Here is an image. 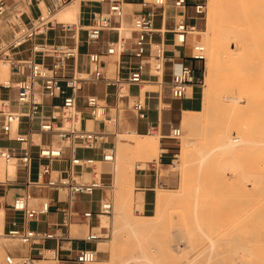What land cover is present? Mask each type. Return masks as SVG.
Segmentation results:
<instances>
[{
  "label": "built area",
  "instance_id": "obj_1",
  "mask_svg": "<svg viewBox=\"0 0 264 264\" xmlns=\"http://www.w3.org/2000/svg\"><path fill=\"white\" fill-rule=\"evenodd\" d=\"M42 1L0 0V20L6 22L11 30L9 41L0 39V60L4 66L10 63V74L0 81V91L16 93L14 99L0 96V134L19 144L16 148L0 147V161L23 168L27 177L35 166L33 187L56 192L58 199L61 194L66 197V226L74 221L75 215L89 224L97 222V229L93 227L84 240L98 244L111 236L110 229L101 226L100 218L114 215L113 203L101 199L98 214L92 211L76 214L72 212V202L78 197L94 196L105 189L102 181L104 173L98 172L97 165H113L116 161V146L109 139L119 131L121 108L116 106L111 112L107 103L110 97L108 92L104 99L96 94H88L84 104H81L79 94L86 85L102 84L107 88H116V100H129L125 89L141 87L146 73L152 79L153 71L161 72L163 78L166 65L170 62L173 64L171 79L164 87L174 100L188 98L192 89L200 86V80L191 66L168 59L163 37L165 33L157 30L156 20L160 17L164 25L170 14H174L171 18L174 22L171 31L173 45L184 47L194 29L187 23V12L192 9L196 19H203L207 12V1L143 0L132 17V27L133 32L147 35L148 40L139 39L130 55H126L125 45L121 41L109 43L106 55L117 57L113 76L105 71L103 54H87L89 68L82 71L78 66L81 56L79 42L60 45L45 40L48 32L58 25L62 30H71L72 26L57 23L55 17L73 0H59L57 6L52 5L36 18L27 19L26 8L33 5L39 7ZM95 3L107 6V9L90 13L91 23L86 29L88 45L100 42L104 32L118 31L113 20H118L121 25L126 15L125 0H95ZM155 34L161 35L160 42L154 41ZM27 45L30 59H14V54ZM145 47H148V52ZM205 53L201 43H193L192 60L206 62ZM124 58L128 60L124 61ZM65 81L72 84L65 86ZM68 88H71L70 92ZM128 109L137 114L140 120L148 119L144 98L129 100ZM95 124L101 125V129L95 130ZM22 128L26 131H22ZM181 136V128H172L169 138L179 140ZM80 151H100L101 158L80 154ZM159 187L163 188L162 185ZM30 200L31 195L19 196L14 200L9 211L22 214L24 227H18L13 220L6 236L26 246H42L46 241H56L61 246V235L25 226L26 222L37 221L40 216L49 214L52 207L50 198L42 200L39 208L31 207ZM0 210L4 211L1 202ZM46 252L59 264H90L98 258L97 250L91 249H83L68 260L61 259L57 249ZM42 257L45 258L44 255ZM28 260L23 264H29ZM14 261L13 255L6 257L7 264Z\"/></svg>",
  "mask_w": 264,
  "mask_h": 264
},
{
  "label": "bare ground",
  "instance_id": "obj_2",
  "mask_svg": "<svg viewBox=\"0 0 264 264\" xmlns=\"http://www.w3.org/2000/svg\"><path fill=\"white\" fill-rule=\"evenodd\" d=\"M79 5H80V2L77 1V2H74L68 5L66 8L62 9L57 16L58 21L61 23H65V24H78L79 7H80ZM193 33L200 34L203 36L202 45L205 48V51H206L205 54L208 53V60H209L207 71H206V76H205V90L203 93L204 112L208 114L211 111L210 114H213V113L215 114L216 112L215 107L217 104L219 106V107H216L217 113L219 112L220 116L224 115V117L222 116L223 119L226 117V113L225 114L220 113L223 110L228 111L229 109L228 111L229 113L232 111L236 112V114L233 113L234 116L232 115L233 119L234 118L236 119V120L234 119L235 121L233 119H230L232 121L228 119L229 117L231 118V116H229L230 114L228 115V112H227V115L229 117L225 118V120L228 119L229 122L235 123V127H234L235 130L232 128V126L231 127L227 126L230 123L223 121L222 117L220 121H218L219 116L217 117L215 116L217 120L215 122L216 126H213V125L206 126L208 127V129L209 127H212L210 128V132L212 129H213V132L209 134L208 137L206 136L208 139L207 142H210V143L206 147L203 146V151H202L203 153L201 157L195 160V163H198L200 167L201 166L203 167L204 172L202 173L205 175V176L202 175L203 177L200 176L201 179L204 180V182L202 180L196 182L195 192L201 193V191H203L202 189H206L207 186H209L208 187L209 189L207 188L208 190H211V188L212 190H215L216 188L214 187L215 184H219V186L224 185L227 187V183H229V181H231L232 179L233 180L235 179L234 185H236L235 183L237 180L239 181V182L237 181L239 191L242 188L241 187L239 189V186H244L245 189L246 187L248 189L249 186H252L255 188L257 187L256 190H258L259 192V193L256 192L255 195L261 194L259 189L264 187V0H212L210 13H209V21H208L206 32L195 30L193 31ZM206 47L208 48V52H207ZM145 83L146 85L149 86V90H146V89L142 90V98H145L144 94L145 92L147 93V91H155V92L162 91L163 81L161 78V72H159V79L157 80V82H152V83L145 82ZM64 85L69 86L71 85V82L65 81ZM67 90L70 92L71 88H68ZM212 106L214 107V110H215L214 112H212L213 110ZM218 108H220L222 111H219ZM230 109L232 111H230ZM195 113H199V112H193L190 110H186L184 111V117L182 119L183 128L186 132V134L183 136L185 143L183 142L184 146L180 154L181 155L180 157L182 158L183 163L189 160L188 156H190V153H191L190 148L194 145V142H195V140H193L191 137L186 136L188 135L187 132H189L192 135L193 132L198 130L201 124L200 120L195 118L192 115V114L195 115ZM219 114H216V115H219ZM205 118H206V115H205ZM217 122L221 124L217 125ZM223 122H224V125H222ZM234 132H236V134H233ZM246 133H249L250 135L248 134L246 135ZM204 134H206V132ZM158 136L155 139H151L150 141L145 142L141 139L145 138L146 136L139 135L134 131H123L122 134H119V135L117 134L118 138L116 139V142H115L116 161L113 165H111L113 169V175H114V180H113L115 184L114 190H115V193L119 196V200H120V210L119 212L116 213L117 215H116V221H115V227L117 228V231L121 230V228H123V225L126 223L133 225L131 214H127L126 216V213H125L126 206L131 203L130 201L132 197V193L127 188V182L131 180V178L133 177L135 178L137 170L145 169V164H139L137 169L133 167L135 165H131L132 160L129 158V152H138V153L144 154L146 158L153 157L157 159L156 154L158 155L161 152L160 137ZM247 140H249V142ZM259 154L261 156H259ZM10 166L11 167L9 169V175L12 177L15 174V168H13L12 166H15V165H10ZM202 173H198V179L200 178L199 174H202ZM228 174H230V176H228ZM5 176L6 175L4 174V172L0 170V182H6ZM183 178H184V175H183ZM188 178L186 177V180ZM193 178L195 180L197 179L195 177ZM195 180H192V181L195 182ZM188 181H185V184L183 182L184 186L187 187L189 183L186 184V182ZM201 182L203 183L201 184ZM234 185L232 181L230 182V185H228V187H231V189H229L230 193H231V190L233 191L232 187ZM201 187H204V188L201 189ZM185 189L183 190L184 193H185ZM218 190L219 188H217V191ZM223 190L225 189L222 188V192L224 193ZM229 190L226 191L228 192L227 194H230ZM204 191L206 194V190ZM204 191L201 194L204 195ZM215 191H212V192L214 193ZM226 192H225V195H226ZM262 192L264 191L262 190ZM213 193H210L211 196ZM218 193L223 194L220 192H217L216 194ZM207 194L206 196L205 195L204 196L208 197ZM193 195H191V197L189 195L188 197L191 198L192 200L195 199L196 202L200 201L199 199L200 196L198 197L196 196L197 195L196 194L195 195L196 198L193 199L192 197ZM242 195L244 194L242 193ZM263 195L264 193H262V196ZM218 196L223 197V195L222 196L218 195ZM220 197H217L216 198L217 200H213V202L214 201L220 202V199L222 201L224 197L223 198H220ZM141 198L142 199L140 201L143 202L144 197H141ZM229 198H232V197H229ZM184 199H185V196H184ZM191 199H188L187 201H190ZM202 199H203L201 201L202 203L199 202V205L198 203H196L198 207H201V206L205 207L202 204L208 206L207 204H209V201H210L209 198L208 199L206 198V200L208 201L207 203H206V200H204L205 198H202ZM259 199L263 203L264 199L261 196L260 198H258V200ZM195 200L193 202H195ZM168 202H169V198L167 196L160 194L156 200L157 212L160 214L163 213L165 206L167 205ZM191 202L192 201H190V206L193 208L192 209L188 208L190 209V211L187 210L189 213L188 214L189 220L193 221L192 222L193 225L191 227L197 228L199 226V228L200 227L202 228L203 224L206 221H208L207 219L211 218L210 217L211 214L207 210V209H210V207L209 208L207 207L198 208L197 206H192L193 202L192 204ZM244 202L246 203L249 201H244ZM260 202L259 204L261 206ZM210 204L209 206H211ZM113 205H115V203H113ZM186 205L188 207V202H185V206ZM214 206H216L214 210L213 208H211L213 210V213L215 209L218 210L219 208L217 205H214ZM195 207L196 209L194 210ZM184 208L185 207H183V209ZM262 208H264V206H262ZM198 209H201V210H198ZM217 210L215 212H218V211L220 212V209L218 211ZM229 212H230V209H229ZM218 213H217V216H219ZM114 214H115V206H114ZM201 216L207 217V218H204L205 221L201 220V218L203 219V217ZM220 223H219V227L221 224H223V223L221 224ZM3 224H4V211L1 210L0 211V237L5 236L3 233V226H4ZM104 224H107V222L103 218L101 221V226L103 227ZM216 224H218V222ZM150 227H152V225H150ZM262 229L260 233L261 242L259 244V248L263 250V253L262 254L260 253L261 255H255V253L253 252V249H255L256 247L255 248H253L252 246L249 247L248 244H242V245L239 244L237 253L238 255H240L239 257L242 259L241 261L242 264H264V229H263V232H262ZM223 233H224L223 230H217V229L214 231L212 230L211 232H203V237L200 239H203L202 241L207 240L208 242L204 243L202 246L193 247L189 245L188 241L191 239V237H195L197 235L196 229L185 230L184 228H180V229L174 230L171 233L172 235L171 238L173 239L172 242L175 241V243L171 245V247L169 248V251L171 253H175L179 255L185 254V253L189 254V253H192L193 251L198 252V253L207 252L214 247V244L216 241H218L223 235H225V233L224 234ZM82 234H83L82 228H80L79 226L75 224L70 226V236L71 237L81 238ZM136 234L139 235V237L141 238L140 240L142 242H149V243L151 242L150 240L151 238L148 235L143 236L142 235L143 232L141 230L137 229ZM144 234H147V233H144ZM230 242L232 241L230 240ZM0 245H1V242H0ZM149 246L150 245H148V247ZM100 250L101 251L103 250L102 247H100ZM152 250L150 251L149 249L150 251L149 253L152 252L151 253L152 256L153 255L155 256V257L153 256L154 259L156 258V256L157 257L160 256V255L158 256L156 254H153L156 251H158L156 253L161 254L159 252L160 250H158L156 247L153 248ZM233 250L235 251L236 249H233ZM220 251H218L217 253H219ZM232 253L235 254L234 252ZM257 254L259 253L257 252ZM148 256H150V254ZM254 258H257L256 263H253L254 260L253 262H249V260L254 259ZM14 259L15 261L13 264H18V259L17 258H14ZM36 263H29V264H36ZM90 264H101V263L96 260L95 262L90 263ZM187 264H190V262H187Z\"/></svg>",
  "mask_w": 264,
  "mask_h": 264
},
{
  "label": "rangeland",
  "instance_id": "obj_3",
  "mask_svg": "<svg viewBox=\"0 0 264 264\" xmlns=\"http://www.w3.org/2000/svg\"><path fill=\"white\" fill-rule=\"evenodd\" d=\"M77 1H80V0H76L74 2H77ZM148 1H152V0H148ZM206 1H207L206 16H204V18L201 19V21L197 23V27H201L200 29H198V31H201V32H206V30H207V25H208V21H209V13H210V8H211V4H212V0H206ZM74 2H72V3H74ZM127 8H128V10H132L134 7L133 6H127ZM190 12L193 14L192 10ZM58 14H59V12H58ZM58 14L55 17V19L57 21H58V17H57ZM156 22H157L156 26H159L160 25L159 19H157ZM193 24H195V22H193ZM72 25L73 24H67V26H72ZM122 34H123V36H122L123 37L122 38L123 43L130 41L131 38L133 39V42H138L140 39V36H141L140 34L133 32L131 20H129L128 18H125V20H124V30H122ZM192 36L195 37L194 43L199 42V43L203 44L202 43L203 42L202 41V37H203L202 35L192 33ZM145 39L147 40L148 36H145ZM155 40H159V36H155ZM90 48L92 50H97L98 45L94 44ZM207 52H208V48H207ZM206 56H207L206 62L202 63L203 77L201 78V80L199 82L200 86L194 88V92H191L189 94L188 98H186L185 100L179 101L175 104V106L177 108H179V107L185 108L186 107L187 110H190L193 112H199V113H195V115L192 114L195 118L199 119L201 122L198 130L193 132L192 135L189 132H187L188 135H186L187 137H191L193 140H195L194 145L190 148L191 153L189 152L190 153V156H188L189 160L183 163L182 162L183 160L180 157L181 156L180 154L182 152V148H183L184 143H185L183 136L186 134V132L183 128V123H182V119L184 117V112L179 113L177 108L174 110H170L169 107H166L167 105L162 103L161 108L163 110H165V120H166L165 126H166L167 130L171 131L172 128H181L182 136L179 140H170L173 143H175L177 146V156L174 157L172 164L170 166H168L166 169H164V174H167V185L164 186L163 188L159 187L155 191L151 192V195H149V203L150 204L147 205L146 208L144 206L145 202L140 201L142 199L141 197H143V194L140 193L141 191L136 189L135 178L133 177V178H131V180H129L127 182V188L132 193V197H131V201H130L131 203L126 206L125 213H126V216H127V214H131V217L133 220V225L126 223L123 225V228H121V230L117 231V228L115 227V221H116V215H117L116 213L119 212V210H120V200H119V196L115 193V190H114L115 184L113 182V180H114L113 169L111 167L110 171H109V170H107V167H109V166H105L106 168L104 169V167H102L103 166L102 164L97 165L98 172H104V173L106 172V174L104 175V180H103V183L105 184V189L98 192L97 194H95L94 200L99 201L100 199L104 198L105 200H109L110 202L115 203V205H114L115 206V214L113 215L114 217L113 216L112 217L102 216L100 218L101 221L104 218L107 222V224H104L103 227L109 228L111 231V236L106 240H102L99 244V247H102L103 250L99 252L97 261L100 262L101 264H103V263L104 264H110V263L111 264H123V263L124 264H129V263L134 264L135 262H137L135 264H187V262H190V264H208V263L209 264H242L241 263L242 259L239 257L240 255H238V253H237L239 244H241V245L242 244H248L249 247H251V246L253 248L256 247L255 249L252 248L255 255H261L263 253V250H261V248H259V244L261 242V237H260L261 229L262 228L264 229V208H262V206H264V204H263L264 201L262 203V201L260 199L258 200V198H260V196H261L264 199V195L262 196V193H264V192H262V190L264 191V187H262L260 189L258 188L261 194L255 195L256 192L259 193L258 190H256L257 187L255 188V187L249 186L248 189H247V187L245 189L244 186H239V189L242 187L239 191L238 190V184H237L238 180L235 183L237 185L236 186V185H234L235 179L234 180L232 179L231 181L233 182V185H234L233 186L234 188L232 187V189L235 192H233L231 190V193H230L229 189H231V187H228V185H230L231 181H229V183H227V187L224 185L219 186V184H215L214 187H216L215 188L216 191L212 190V188H211V190H208L209 186H207L208 189L207 188L202 189L204 187H201V189L203 191L206 190V194L208 193L207 194L208 197H205L206 196L205 191H204L205 196L203 194H201L203 192L201 190H200L201 193L195 192L196 191V188H195L196 182L201 181L202 179L200 176L204 175L202 173V172H204L203 167L202 166L200 167L198 165V163H195V160H197L199 157H201V155L203 153L202 152L203 146L206 147L210 143V142H207L208 141L207 137L209 136V134H211L213 132V129L210 132V128H212V127H209V129H208V127H206V126H209V125L210 126H212V125L216 126L215 125L216 124L215 122L217 121L216 117L219 116L218 121H220L221 117L222 116L224 117V115H222V114L226 113L227 118L229 116H231V118L230 117L228 118L229 120L233 119L232 115L234 116V114H236V112L232 111L231 109H230V111H232V112L229 113L228 112L229 109H228V111L227 110L222 111L220 108H218L219 111H222V112H220V113H222L221 114L222 116H220L219 112L217 113V109H216V107H219L218 104L216 105V107L214 105L215 110H216L215 114L214 113L210 114L211 111L208 114L204 112V110H203V93L205 90V76H206V71H207V67H208V63H209L208 53L206 54ZM116 59H117V57L111 58V65L109 67L110 68L109 70H110L112 76L114 75V72H115V63L114 62ZM0 64H1V70H2L1 80H3V79H6L10 74V70H9V64L10 63H8L7 66H4V62L2 60H0ZM155 73L156 72L153 71V73H152L153 77H155ZM153 77H152V79L148 77L145 81H154L156 77L155 78H153ZM170 77H171V68H169L167 71V80L166 81H168V79H170ZM163 88H164V86H162V90H163ZM165 88H166L165 89L166 90L165 96L168 97V89H167V87H165ZM142 89L143 90L144 89L149 90V86L146 85V83L144 82L142 85ZM94 90H95L94 87L88 88V90L86 88V91H89V93H94ZM150 92H152V91H150ZM124 93H127V89L124 90ZM168 101H171V100H168ZM155 103H156V101L154 102V100L150 102L152 107L155 106ZM120 105L128 107V105H123V104H120ZM214 107L212 106V108H213L212 112L215 111ZM227 112H228V115L230 114L229 116L227 115ZM216 114H219V115H216ZM201 115H202V117H201ZM205 115H206V118H205ZM208 116H209V118H208ZM150 117L153 118L154 114L152 113ZM223 117H222L223 121L229 122L228 119L225 120L226 117L224 119H223ZM205 119L207 122L205 121ZM134 121H135V118L130 112H126V113L122 114L121 128H125V127L130 126L131 124L134 123ZM230 121H232V120H230ZM229 123L230 124H228V125L226 124V125L230 126V127L232 126V128L234 129L235 123L232 122L234 126L232 125L231 122H229ZM218 124H219V122H217V125ZM222 125H224V122L222 123ZM122 132H123V130L120 129L115 134V137H110L109 140L114 142V144H115L116 139L118 138L117 134L118 135L122 134ZM205 132L207 135L204 134ZM233 134H236V132H234ZM247 134L250 135L249 133H246V135ZM143 135H145L146 137L141 139V140H143L145 142L150 141L151 139H155L158 135H159L158 137H160V141L162 139V135H161L160 131H157V130L156 131L152 130V133L150 135H148V134H143ZM234 136H236V135H234ZM203 141H204V143H203ZM247 141L249 142V140H247ZM3 145H7V143H3ZM160 154H161V152H160ZM160 154H158V155L156 154L157 159H155L153 157L146 158V156L144 154H141L138 152H129V158L132 160L131 165H135V166H133L134 168L137 169L139 164H145V169H148L150 166L153 167L154 165L159 163ZM259 156H261V155L259 154ZM10 167H11L10 165H7L3 161H0V170L3 171L5 175L7 174V172L9 173ZM12 167L15 168V166H12ZM35 173H36V170H34V174ZM198 173H202V174H199V177H200L199 179H198ZM182 174L184 175V178H183ZM193 175H195V176H193ZM228 176H230V174H228ZM135 177H136V175H135ZM186 177L187 178L190 177V178H188L186 180ZM193 177H195L197 179L195 180ZM192 180H195V182H193ZM185 181H188V182H186V184L189 183L187 185V187L184 186ZM202 181L204 182V180H202ZM207 181H209V180H207ZM183 182H184V184H183ZM203 182H201V184ZM216 185H218L219 187ZM221 186H222V188L225 189V190H223L224 193L222 192ZM217 188H219L218 191H217ZM184 189H185V193L183 192ZM220 189H221V191H220ZM226 189L229 190L230 194H227L228 192H226V191H228V190H226ZM250 190H251V192H250ZM208 191L209 192L211 191L210 193H213L212 191H215L216 193L220 192L223 194H219V193L216 194L214 192L213 194L216 196H214L213 194L211 196V194ZM225 192H226L227 196L225 195ZM248 192H250V193H248ZM242 193L244 195H242ZM160 194L167 196L169 198V202L165 206L164 212L161 214L158 213L156 210V200ZM200 194L203 196H201ZM51 195L55 196V193H52ZM189 195H190V197H191V195H193L192 196L193 199L196 198L195 195L198 197L200 196L201 197V198L199 197L200 201H198L199 200L198 199L197 200L198 202H196V200L194 199L195 202H193L194 200L189 198L188 197ZM218 195H221V196L223 195L224 198L220 197ZM228 195H229V197H232V198H229ZM236 195H238V196H236ZM184 196H185V199L187 197L186 201L184 199ZM217 197L223 198V200L221 201V199L219 198L220 202L219 201L213 202V200H217L216 199ZM256 197H258V198H256ZM202 198H205L204 200H206V198L207 199L209 198V200H210L209 204L211 203L210 204L211 206H209V204H207L208 206H206L204 204H202V205L207 207V208L210 207V209H207V210L211 214V215L209 214L211 217V218L210 217L209 218L211 220L207 219L208 221H206L203 224L202 228L201 227L199 228V226L197 228L191 227L193 225L192 224L193 221L189 220V218H188L189 213L187 211V210L190 211V209L193 208L190 206V201L193 202V204L191 202L192 206L198 207L199 202L202 203L201 202L203 200ZM213 198H215V199H213ZM188 199H191V200L187 201ZM241 199H242V201H241ZM249 199H251V200H249ZM244 201H249L250 203L249 202L245 203ZM185 202H188V207H187V205L185 206ZM207 202L208 201L206 200V203ZM215 202H217V203H215ZM259 202L261 203V206H260ZM196 203H198V205ZM212 204L217 205L219 207V208L218 207L217 208H218V210L220 209V212L217 209H215V211L217 210L219 213L215 212V211L213 213V210L216 206H214ZM200 206H201V204H200ZM183 207H185L184 208L185 210L183 209ZM201 207H198V208H201ZM205 207H202V208H205ZM188 208H190V209H188ZM211 208H213V210ZM195 209H196V207L194 208V210ZM229 209H230V212H229ZM236 209H237V211H236ZM96 210H97V213H99L98 208ZM198 210H201V209H198ZM217 213L219 216H217ZM237 213H239L240 215ZM258 213H260V214H258ZM212 215H213V217H212ZM201 217H203V216H201ZM204 218H207V217L204 216L203 219L201 218V220L203 221ZM255 221H256V223H255ZM213 222L215 224L218 222V224L215 225ZM220 222L223 224H221ZM219 223L221 224L220 227H219ZM79 224H83V223H79ZM79 224H75V225H77L81 228V226ZM150 225H152V227H150ZM180 228H184L185 230L196 229L197 235L195 237H191V239L188 241L189 245L193 246V247H199V246H202L204 243L208 242L207 240L202 241L203 239H200L203 237V232H211L212 230L214 231L217 229V230H223L225 235H223L218 241H216L214 244V247L207 252L198 253V252L193 251L192 253H189V254L185 253V254L179 255V254L171 253L169 251V248L171 247V245H173V243H175V241L172 242L173 239L171 238L172 237L171 233L174 230H177ZM137 229L141 230L143 232V234H142L143 236L148 235L151 238L150 239L151 242L150 243L149 242H142L140 240L141 238L139 237V235L136 234ZM263 229H262V232H263ZM254 230H256V231H254ZM88 232H89L88 227L85 226V231H83L81 238H85L88 235ZM144 233H147V234H144ZM169 239H171V240H169ZM230 240L232 242H230ZM0 242H1V245H0V264H7L6 263V257L9 254L13 255L15 258L18 259V264H23V262L25 260H27V257L19 256V255H16L15 253L18 251L23 252L29 246L23 245L18 240L11 239L10 237L6 236V233H5V236L0 237ZM139 242H140V244H139ZM235 243H236V245H235ZM101 244H102V246H101ZM148 245H150V246L148 247ZM230 245H232V246H230ZM139 246L141 249L139 248ZM157 246L158 247L160 246L159 247L160 249ZM155 247L158 250H160L159 252L162 255L156 253V252H158V251H156L153 254H156L158 256L160 255V256L159 257L156 256V258L154 259L155 256L153 255L154 256L153 257L151 253L153 252L152 249ZM149 249H150V251L152 250L151 253H149L150 252ZM233 249H236V250L234 251ZM218 251H220L219 252L220 254L217 253ZM225 251L227 252V254ZM256 251L259 254H257ZM232 252H234L236 255L233 254ZM45 254H46L45 258H40L39 261H41V262H37L36 264H59L56 260H53L51 258L50 253L46 252ZM149 254L152 258L150 256H148ZM216 256H217V258H216ZM234 257H236V258H234ZM152 259H153V261H152ZM150 260L152 261V263ZM251 260H249V262H253V260H254L253 263L257 262V258H254ZM29 263H35V262L29 261Z\"/></svg>",
  "mask_w": 264,
  "mask_h": 264
},
{
  "label": "crops",
  "instance_id": "obj_4",
  "mask_svg": "<svg viewBox=\"0 0 264 264\" xmlns=\"http://www.w3.org/2000/svg\"><path fill=\"white\" fill-rule=\"evenodd\" d=\"M76 0H73V2ZM143 0H125V3L127 6H133L134 8L132 10H128L126 6V15L124 19L121 22V25L119 24L118 20H113L114 25L119 28L117 31H107L103 33L102 39L98 43H94L98 45L97 50H92L90 47L94 44L88 45L86 43L87 40V32L86 29L90 25V13L92 11H98L100 9H107V6H100L97 3H95V0H80V7H79V22L78 24H73L71 30H62L61 26H56L55 29L48 32V34L45 37V40L49 43H57L60 45H74L76 42H79L80 45V51L81 56L78 60V66L79 69L82 71L88 70L89 68V62H88V56L87 54L92 52H98L103 54V60L105 61V71L112 75L110 72V65H111V58H114L113 56H107L106 55V49L111 42L121 41L122 42V30H124V20L125 18H128L131 20L132 24V17L135 14V12L139 9V5ZM59 0H43L39 3V7L36 5H33L31 7L26 8V18H36L40 15L41 12L44 11V9L52 6V5H58ZM72 4V2H71ZM190 9L187 12L186 20L187 23L194 28L193 31L200 29L201 27H197V23L201 21V19H196L194 17V13L192 14ZM193 11V10H192ZM174 14H170V18L166 20L165 24L162 25L161 18L158 17L160 21V25L156 26L157 30L163 31L164 34V41L166 43V51H167V57L168 59H171L174 61V63H186L187 65L191 66L195 71V76L197 79L201 80L203 77V67L202 63L200 61H195L191 59L192 54V45L195 41L194 36H189L188 42L184 47H174L173 45V35L171 33L174 22L171 19ZM169 17V16H168ZM157 21V20H156ZM57 23H61L56 20ZM195 22V24H193ZM157 23V22H156ZM163 26V27H162ZM162 29V30H161ZM192 31V33H193ZM145 36L147 35H141L140 40L147 41L145 39ZM155 36H159V40H155ZM11 38V30L6 22L3 20H0V39L3 41H9ZM131 38V37H130ZM43 40V39H41ZM161 35L155 34L154 35V41L160 42ZM123 43V42H122ZM136 42H133V39L131 38L130 41H127L124 43L125 45V51L126 55L132 54V52L135 49ZM145 50L148 52V47H145ZM14 59H30V52H29V45L22 48L20 51L16 52L14 54ZM128 58H124V61H127ZM117 59L115 60L116 64ZM171 68V74L173 70V64L168 62L166 65V71L164 73V76L161 78L163 81V86L166 85V82L168 83L171 79L167 80V71ZM1 68H0V81H1ZM148 73H146V78H148ZM156 79L154 81H144L148 83L157 82L159 79V72L155 73ZM150 78V77H149ZM94 87V93H89V91H86V88ZM164 87L162 91H147L144 94V99L146 100L147 106V120H140L137 114H135L132 110L128 109V107L121 106L128 105V101L132 100L133 98L140 97L142 98V86L141 87H130L127 88V92L129 95L128 98H125L123 100L119 99L116 100V88L115 87H106L105 85H86L84 86L83 90L80 92L81 97V104H84V98L88 94H96L100 98L104 99L106 93L108 92L110 94V97L107 99L108 106L111 109V112H114L116 106H119L121 108V112L119 113V122L118 127L119 130L122 129L123 131H134L139 135L143 134H151L152 130L160 131L162 135V139L160 141V148H161V154L159 157V163L154 165L153 167H149L148 169L143 170H137L135 177V185L136 189L141 191L140 193L143 194V202H145L144 206L145 208L147 205H149V195H151V192L155 191L157 188H159L160 185L163 187L167 185V174H164V169H166L168 166H170L173 162V159L175 156H177V146L175 143L170 141L169 138L170 132L167 130L165 123V110L161 109V103H164L167 105V107L170 108V110H174L177 107L175 104L182 100H174L171 98L169 90H168V97L165 96V90ZM162 92V93H161ZM192 92H194V88L192 89ZM159 93V94H158ZM162 95V96H161ZM1 97H11L15 98L16 93L14 91L7 93L0 91ZM150 96V97H149ZM155 96V97H154ZM147 98V99H146ZM162 98V99H161ZM149 99V100H148ZM156 99V100H155ZM158 99V100H157ZM156 101L155 106L152 107L150 102ZM171 100V101H168ZM185 100V99H184ZM150 101V102H149ZM159 105V106H158ZM179 113H183L187 108L185 107H179L177 108ZM130 112L134 118L135 121L133 124H131L128 127L121 128V118L122 114ZM154 114V117L151 118V114ZM87 116V115H85ZM89 126V122L87 123ZM95 130H100L101 125L95 124L93 126ZM22 131H26L25 128H22ZM3 143H7V145H3ZM0 147H19V144L10 141L7 137L0 134ZM80 154L89 155L96 157L98 159L101 158V152L100 151H80ZM68 157V154H67ZM104 169L107 167V170L110 171L111 165H104L102 164ZM64 167V166H63ZM34 170H36V167L32 169L28 177L26 176V172L23 168L19 166H15V174L14 176H10L9 173L6 174L5 180L6 182H0V202L4 204V226H3V233L7 234V231L11 229V221L15 220L17 222L18 227L22 228L24 227V221L22 214L19 213H13L9 211L10 206L14 202V200L19 196L24 195H31L30 200V206L34 208H39L42 200L44 199H51L52 207L50 209L49 214L42 215L38 218L37 221H29L25 223V226L32 230H37L40 232H52L57 233L62 236V245H58L56 241H46L42 246H29L25 251H18L15 254L19 256H25L30 258L31 262H41L39 261L40 258H43L42 255L46 256V250H54L57 249L59 251V256L63 260H68L73 258L79 251L83 249H91V250H97V253L101 251L99 248V244L96 243H88L84 240V238H74L70 236V226L73 224H79L83 231H85V226L88 227V231L91 232L93 227L97 229V222L94 221V223L89 224L81 220L80 218H73V222L71 224L65 225V219H66V213L65 210L67 208V199L63 194L59 196L58 194L53 191H48L45 189H38L33 187V183L36 180V173L34 174ZM104 173V172H103ZM109 173V172H108ZM106 172L104 173V175ZM104 175L102 176V181L104 180ZM55 193V196H52L51 194ZM94 196H84V197H78L75 201L72 202V212L73 213H82L84 211H92L95 214L97 213V208L99 212L100 208V201L94 200ZM104 199V198H102ZM96 211H95V210ZM88 232V233H89ZM15 258V257H14ZM28 260V259H27Z\"/></svg>",
  "mask_w": 264,
  "mask_h": 264
}]
</instances>
